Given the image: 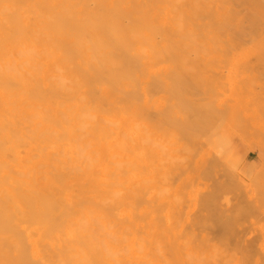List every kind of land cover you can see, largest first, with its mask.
I'll return each mask as SVG.
<instances>
[{
	"label": "bare ground",
	"instance_id": "bare-ground-1",
	"mask_svg": "<svg viewBox=\"0 0 264 264\" xmlns=\"http://www.w3.org/2000/svg\"><path fill=\"white\" fill-rule=\"evenodd\" d=\"M181 1L0 0V264H264L252 243L183 233V197L166 206L177 188L166 190L165 164L179 151L166 121L178 120L180 100L166 97L187 90L182 80L236 82L264 66L252 31L210 27L218 1L194 4L211 23L187 24L171 7ZM239 126L225 142L222 125L207 130L201 170L231 162L233 139L246 138ZM211 150L229 155L204 168Z\"/></svg>",
	"mask_w": 264,
	"mask_h": 264
},
{
	"label": "rangeland",
	"instance_id": "rangeland-1",
	"mask_svg": "<svg viewBox=\"0 0 264 264\" xmlns=\"http://www.w3.org/2000/svg\"><path fill=\"white\" fill-rule=\"evenodd\" d=\"M215 1H218L220 3L219 11L220 10L222 11H220V15H219L220 20L213 22L212 25L210 26L211 28L213 27L215 31L220 30L219 32H223V31H230V32L235 31L236 32V30L237 31L241 30L245 33L246 32L249 33V31H252L253 35L256 34L255 36L261 42L259 46H262L261 44L264 41V39L262 38V36L264 35L263 34L264 33V20H263L264 19L263 18L264 17V10H263L264 0H249V1L247 0H241V1L240 0H215ZM181 2H183V0ZM233 2H235V4ZM199 3H201V0H194V2L193 0H186L184 1L183 4L176 3V4H173L171 7L175 10L178 9L177 11H180L181 17L182 18L184 17L183 23H185V21L189 23L188 21L189 20L191 21L192 20L191 18L199 19V20L202 19L204 22L208 21L209 23H211L212 19L210 18V15L209 14L206 15L205 11H203L200 6L199 8L194 6V4L199 5ZM232 4L233 6H231ZM177 5L179 7H177ZM181 6H183L185 9L182 10L183 7ZM222 7L224 9L226 8L225 13H223L224 10ZM193 11L194 13L196 12L197 14L196 13L194 14ZM183 13H187V14H183ZM225 19L227 21H225ZM223 20L224 22H222ZM235 24H239L241 28L238 27V25H236L237 26L236 27ZM257 31H259V33H254ZM249 35H251V33H249ZM263 47L264 46H262L261 50L263 49ZM262 64H264L263 61H262ZM241 67L242 66L238 68L241 69ZM252 67L251 68L247 67L249 69L248 71H251L250 69H252ZM256 67L257 68L259 67V68L255 69ZM256 67L252 69V71L254 70L257 71V73L254 72L255 76L250 75L251 73H249L248 77H245V79H244V74H246L245 71L247 70V68H245L246 70L243 68V72L245 73L243 74V77L241 76V78L244 80H241V81L238 80L236 82L234 79H233L234 82H232V80L231 81L227 80L228 82L227 81L225 82V80L222 79L224 76H226L224 74H220L222 78L221 77L218 78V75H215L216 77L215 78L213 77L214 80L212 81H209L210 76H205L206 78L209 77V79H205V77H203L202 81L201 80L197 81L196 78H198V76L195 78L196 80L186 77V78H189V81L188 79L187 81L182 80L184 82L181 81L179 84L180 86L182 85L184 87L183 89H185V87L186 88L188 87L190 89L188 93L186 92L188 90L187 88V90H184L185 92L183 91V93H180V95L176 96L175 94V95H170L169 97H166V100L167 98L168 100L164 102L166 104L168 103V105H170V99L173 100L179 96L180 100H178L177 102L173 101L175 103H178V105H176V107H178L176 108V110H178V112H176L178 113L176 114L178 115V120L177 121L175 120L176 121L175 123H173L174 119L172 122H169L170 121L169 117H167V121L165 120L166 125H167V128L165 126L166 130L172 129L168 131L172 132L173 134H176L179 140V143H178L179 151L177 154H175L176 162L174 160V157H173L174 155H173L172 157L167 159V162L165 164V167H166L165 173L167 174V172L169 171L168 173L171 174L170 176L169 174L165 175V178L166 180H168L166 181V183L167 182H169L170 184L172 183V185H174L173 187L177 188L175 189V193L173 195L175 194L178 195V196L177 195L171 196V198H167V201H166L167 208H171L170 207L171 205L173 206V203L175 202L176 198L179 199V197H183V199L180 198L181 200L180 199L178 200L180 209L177 208V211H178L177 214L179 215H176L177 223L179 222L178 224L183 229V233H189L191 232V230L194 229L193 232L196 235L194 234L193 237H196L197 239H198V236L202 235L201 237L204 236L205 238H208L210 240H215L219 242L222 241L221 243H224V244H226L225 242H227V244L231 243V245L232 243L235 244L236 242L237 243L242 242L241 244H245V245H247L248 243L249 244L252 243L251 244L252 246L256 245V247H254L256 251L255 252L253 251L252 253H255V255L257 254L261 255V253L264 254V251H263L264 247L263 249L260 248L264 245V244H261L262 242H264V195H263L264 194V191H263L264 190V179H263L264 178L263 177L264 176V152H263L264 151V135H263L264 132L263 133L260 132V134L262 135L260 134L258 135L259 132L257 131L258 133L255 132L257 133L255 134L254 130L255 129L257 130L256 124L259 122L258 120H261L262 121L261 123H264V72H263L264 66L262 68V65L260 66V63H259ZM203 68L204 67H202V70ZM238 68L236 69V71H238ZM200 69L201 68L199 69L197 68V70H200ZM223 69L224 68H222L221 70ZM231 69H235V68L231 67L229 70ZM208 70L210 71V67H208ZM204 71H205V68H204ZM233 71H231V73ZM241 71H239L238 73H240ZM259 72H262V73H259ZM223 73L225 72L223 71ZM235 73L237 74V72ZM227 76L229 77V75ZM230 76L231 77L229 78H233L232 76L234 75H230ZM239 78L240 76L238 77V79ZM221 79L224 81H221ZM168 82L170 83L171 80ZM175 83H177V81ZM178 85L177 87L175 86L177 89H178ZM180 86L179 88H181ZM168 87H170V85ZM220 89H222L225 92V97L223 98L218 97L217 95L218 94L217 91H220ZM176 91L178 92V90ZM172 104L173 103H171V106L173 107ZM168 105H166L165 110L167 109ZM169 109H170L169 112L171 113L172 109L171 108ZM172 111L174 114L175 110H172ZM217 123L222 125L221 137L223 139V142L227 141L228 139L227 137V127L228 126H230L232 129L238 128L237 126L239 125L242 126L246 133V138H244L245 140L234 138L232 141L233 145L231 146V148H229L230 146L228 147L229 149H231V154L234 153L232 154L233 155L232 158H230L231 162H228V163L226 162L225 164V161H221L222 164L224 162L225 165L219 164L220 166H217L216 167L217 169L215 168L212 173H208V171L209 172L212 171L210 169L212 166L209 167L208 164L211 165L213 161L215 163V160L217 159L219 160V162H220V159L225 160L227 159V157L225 156L229 155V154L225 155L224 153L226 152H224L222 157L220 158L217 157V159H215L214 154L211 155V153H213L211 150V152L209 153L210 154L209 157L214 158V159L209 160V162L206 161L207 163L204 168L209 167V169H207L206 170L207 173H205V171H203L205 169H203L202 165L203 164L205 165V160H208V159H205V156H203V152L205 150L203 147L204 146L203 140L205 138L207 130L213 124H217ZM261 125H259V127ZM240 126L239 128H241ZM262 131H264V129ZM232 147H233V152H232ZM260 147L262 148L263 151L261 150ZM226 150L227 149H225V151ZM187 152L189 153V156L187 155ZM209 154L207 153V155ZM215 154L217 155V153ZM217 156H221V154ZM170 159L174 163H172ZM172 164L174 167L175 165L177 166L174 168ZM174 172H178V173L174 174ZM233 175H236V176H233ZM173 176L175 177V179H172L174 178ZM166 183L165 185H166V190H167L169 187V183L167 184ZM173 183H176V184L178 183L179 185L177 184L176 186V184H173ZM208 194H211L210 195L211 200L210 199L209 200L212 202L209 201L210 203H208L207 201ZM196 197L197 199H195ZM204 197H206L205 201L207 204L204 203L206 205L203 206L202 199ZM180 203H181V206H180ZM241 207L243 211L241 213H236V210ZM201 213L202 214L204 213V214L202 215ZM260 249H262V252H260L261 251ZM258 250L259 252H257Z\"/></svg>",
	"mask_w": 264,
	"mask_h": 264
}]
</instances>
